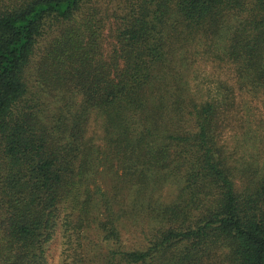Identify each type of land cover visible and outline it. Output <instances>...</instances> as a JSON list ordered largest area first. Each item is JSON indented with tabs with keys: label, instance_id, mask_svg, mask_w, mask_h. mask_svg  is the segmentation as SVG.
Segmentation results:
<instances>
[{
	"label": "trees",
	"instance_id": "1",
	"mask_svg": "<svg viewBox=\"0 0 264 264\" xmlns=\"http://www.w3.org/2000/svg\"><path fill=\"white\" fill-rule=\"evenodd\" d=\"M199 54L263 91L264 0H0V264H49L58 237L60 264H264V164L221 143L235 87L197 97L180 69ZM170 178V203L124 197Z\"/></svg>",
	"mask_w": 264,
	"mask_h": 264
},
{
	"label": "rangeland",
	"instance_id": "2",
	"mask_svg": "<svg viewBox=\"0 0 264 264\" xmlns=\"http://www.w3.org/2000/svg\"><path fill=\"white\" fill-rule=\"evenodd\" d=\"M104 8L111 7V3L106 1L102 4ZM106 28L105 30V51L109 52L114 46V39L111 36V30ZM47 43V37L43 38L39 42V47L44 46ZM222 63L215 61L213 58H207L205 55H197L195 64L190 71L187 68L181 67V72H185V77L189 80V85L192 91L197 97L202 95L204 98H208L211 94L220 90L221 85H232L235 87V106L233 111L229 112V118L225 122V127L221 129V143L227 146L228 151L232 154L234 161H236L241 167L249 166L256 162L264 164V90L259 94H252L248 90L239 91L236 85V78L234 72L229 70ZM28 75L30 76L32 69L27 68ZM162 88L158 85L155 89L156 93H161ZM80 102V98L77 97ZM103 116L96 111H92L87 138L89 142L98 147H106V139L104 132V120ZM252 166V165H251ZM249 166V168L251 167ZM180 181L177 179H168L164 182L161 188L157 185L154 187L150 184L146 185L139 193L136 192L135 187L131 189L127 196H124L131 204L141 203L145 200L154 199L160 203L166 204L172 202L178 191ZM114 180L112 172L101 165L98 168L97 173L91 177L89 182L91 187L101 186L104 190H107L109 186H114ZM109 196H113V191L109 193ZM110 200H113L111 198ZM135 216H130L127 223L131 225ZM122 239L124 245L128 248L144 247L146 242L141 241L135 236V227L129 226L123 228ZM61 237H58L55 243L52 245L49 251V264H60L61 261ZM218 264H221L220 251L215 253Z\"/></svg>",
	"mask_w": 264,
	"mask_h": 264
}]
</instances>
